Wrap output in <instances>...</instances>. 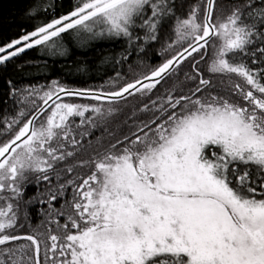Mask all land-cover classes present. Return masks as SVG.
<instances>
[{
	"label": "snow or ice",
	"instance_id": "obj_1",
	"mask_svg": "<svg viewBox=\"0 0 264 264\" xmlns=\"http://www.w3.org/2000/svg\"><path fill=\"white\" fill-rule=\"evenodd\" d=\"M177 7L75 0L0 44V112L14 113L0 116V264H264V0H199L183 16ZM40 10L33 2L28 15ZM173 17L161 54L181 50L126 83L121 71L89 87L58 78L21 87L9 75L29 49L66 56L67 34L79 47L125 41L100 66L131 70ZM209 47L217 83L198 67ZM137 96L139 107L110 128ZM28 186L37 193L24 200ZM37 203L47 207L33 227Z\"/></svg>",
	"mask_w": 264,
	"mask_h": 264
},
{
	"label": "trees",
	"instance_id": "obj_2",
	"mask_svg": "<svg viewBox=\"0 0 264 264\" xmlns=\"http://www.w3.org/2000/svg\"><path fill=\"white\" fill-rule=\"evenodd\" d=\"M35 2L40 5V11L32 16L28 15L30 5ZM53 3L54 8H49L47 12L43 11L44 6L47 3ZM183 2L184 7L181 9L179 7L180 3ZM199 0H176L178 5L176 15L183 16L186 15L189 7L193 3H198ZM75 0H0V44L11 41L12 39H18L21 35L27 31L33 30L36 25L48 22L53 15L59 16L66 13L74 6ZM175 17L170 20H167L163 27L160 30V39L158 42L152 43L144 58L142 65H135L129 70L128 64H124L121 69L120 65H116L113 69L111 64L100 66V61L102 58H108L114 56L116 53L122 51L125 46V41H99L93 42L87 47H79L75 41L71 40V34L65 36V41L69 49L66 56H53L47 53L46 51L40 48L29 49L23 53L17 60L16 64L22 65V70L16 71L13 66L9 65V75L13 80H15L18 86H24L29 83L33 84H46L52 79H60L62 83H67L72 86L79 87H89V86H99L108 80L109 77L115 76L117 71H121V74H127L124 81H120V84L126 83L132 79L139 78L142 75L149 73L152 68L161 63L164 59L169 58L171 55H174L177 51L181 49L177 48L172 49L169 52L162 53L161 50L164 47L166 41L174 39L175 36L171 31L172 24L174 23ZM185 47L187 45H184ZM175 50V53L172 51ZM204 53L196 55V60H200V56ZM209 55V50L208 54ZM206 56V58H207ZM205 58V59H206ZM204 59V60H205ZM137 60L136 56L133 55L132 61ZM200 60V63L205 62ZM87 63L91 66L92 71L84 76H80L75 72V65ZM193 60H188L183 63L182 70L179 77L180 80L184 79V73L191 72V64ZM209 64V62H207ZM98 68V70H97ZM71 72V75H66ZM175 77L172 80H169L164 86L170 87ZM163 86V87H164ZM4 88V84L0 81V91ZM162 87L158 88L156 92H160ZM154 92L153 94H155ZM140 98L129 97L128 107L123 108V111L116 117L113 118L112 123L109 125L110 128H114L116 124L122 122L127 116H129L133 110V105L139 107ZM74 102H84V101H74ZM3 107V106H0ZM13 115L11 111V105L7 106L5 111L0 112V116L3 115ZM142 118V116H141ZM145 119V118H143ZM131 123V121H129ZM127 129H125L126 131ZM100 132L97 131L92 139H95V136H99ZM82 158V157H78ZM43 185H41V191L43 190ZM37 193V188L35 186H28L24 195V200H28L30 197L34 196ZM62 202V201H61ZM59 207V204L56 205ZM40 207H47V205L34 204L29 207V212L31 216V223L35 221L36 224L39 223V220L36 218V213ZM33 211V214H32ZM24 224V228L28 232L27 222L21 221ZM23 228V229H24Z\"/></svg>",
	"mask_w": 264,
	"mask_h": 264
},
{
	"label": "rangeland",
	"instance_id": "obj_3",
	"mask_svg": "<svg viewBox=\"0 0 264 264\" xmlns=\"http://www.w3.org/2000/svg\"><path fill=\"white\" fill-rule=\"evenodd\" d=\"M24 34H26V33H24ZM179 49V47H177V50ZM209 55L207 56V58L204 60L205 62H202V63H199V65H198V67H199V69H200V72L204 75V77L206 78V79H211L212 81H213V83H217L219 80H220V77L219 76H215V75H210L209 73H208V67H209V64H210V61H211V59H212V48L211 47H209ZM173 53H175V50L174 51H172ZM207 62H209V64L207 63ZM185 71V69H181V72H184ZM233 79L234 80H237V82H241V81H238V78H235V77H233ZM164 87H167V86H164ZM164 87H162V89H161V91L160 92H156L155 94H153V99L157 96V95H160V94H162V92H163V90H164ZM145 103H147V100H145L144 101ZM143 118H145V119H148V117L147 116H142V118L141 119H143ZM257 198H260V197H257ZM32 214H33V211H32ZM34 215V214H33ZM37 224L35 223V221L34 222H32V226L33 227H35ZM22 233H26L27 231H26V228H24V229H21L20 230Z\"/></svg>",
	"mask_w": 264,
	"mask_h": 264
}]
</instances>
